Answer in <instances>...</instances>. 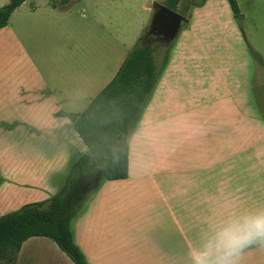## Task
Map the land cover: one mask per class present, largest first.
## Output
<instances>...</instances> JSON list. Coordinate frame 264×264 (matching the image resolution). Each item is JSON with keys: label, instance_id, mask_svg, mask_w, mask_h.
<instances>
[{"label": "rangeland", "instance_id": "374dc122", "mask_svg": "<svg viewBox=\"0 0 264 264\" xmlns=\"http://www.w3.org/2000/svg\"><path fill=\"white\" fill-rule=\"evenodd\" d=\"M66 1L68 2L55 0L54 3L57 7L64 8ZM201 1L182 0L176 12L188 17L189 23L181 28L169 46L143 40L153 15L152 3L164 4L165 0H69L65 10L56 14L53 23L55 31H47L36 47H27L41 72L47 76L48 70H54V59L59 52L61 64L71 59L72 66L76 64L81 67L95 58L100 59L101 54L104 55V61L110 59L112 64L125 58L142 37L143 43L152 49L157 67L162 69L163 58L168 51L167 63L148 96L139 119L129 130L131 177L119 184L101 180L98 189L90 192L84 203L88 204L96 197L99 188L103 186L141 187L140 192L125 190L119 196L126 207L123 216L125 225H122L126 251H131L132 245L143 252H149L153 246L165 247L168 244L165 239L169 236L174 240L180 238L183 230L181 221H187V217L191 250L200 248L203 241L197 242V236L203 237L201 233L205 231L208 237L215 217L224 220L246 213L252 211L251 206H255V200L264 201V0H236L242 18L231 12L227 0H207L203 4H197ZM69 36L72 47L66 46ZM75 45L76 55H70L74 52ZM52 52L54 59L51 65L49 56ZM218 77L221 80L216 84L214 81ZM247 90H250L253 112L239 110L238 114L230 115L219 110L220 100L224 106L231 108L233 105L229 97L238 95V99L242 100ZM95 91H87V95L96 96L98 91ZM83 104L82 99L78 98L73 110L81 113L85 108ZM226 117L231 118V122L226 121L220 125ZM183 119L188 124L183 123ZM147 124L149 130L146 128ZM150 136L158 137L163 150L170 152V158L182 160L179 165L185 169L183 175H176L172 180L175 186L184 191L183 195L181 192L179 195L174 194L173 215L165 207L149 179H132L140 156L143 172L153 170V180L165 191L166 164L160 162L158 154L147 146V137ZM224 138H232L238 144L244 138L248 144L246 154L251 158L248 164L254 166L248 170L251 173L249 179L254 185L258 183V186H263L261 191L245 195L239 192V180H234L231 184L226 180L220 194L219 178H215L212 165L216 151H221L219 141ZM37 149L41 150V146L36 143L27 146L31 153ZM222 153L223 151L220 152ZM203 156L206 158L205 163L211 164L208 170H203ZM242 164L237 162V166ZM242 170L243 168L237 167L234 171L237 174ZM3 174L8 176L4 171ZM222 176V180H225L224 173ZM41 180L45 192H50L49 197L58 192L59 189L51 185L50 178L43 176ZM168 183L171 184V180ZM2 184L4 183H0V186ZM22 195L24 194L18 193L19 198L25 197ZM2 196L0 194V218L18 211L32 199L5 201L1 199ZM105 197L112 201L118 195L109 193ZM181 197L184 199V212ZM46 199L48 198L44 197L42 201ZM247 206L248 210L244 209ZM175 218L179 220L178 227L174 224ZM133 221H136L138 231L135 232L136 241L131 244L128 238ZM185 229L187 227L184 226V231ZM52 245L53 247L40 248V253L33 251L34 254H28V264H68L62 262L60 250H57L55 244ZM27 251L25 244V252ZM238 264H264V246L254 244L246 248L241 253Z\"/></svg>", "mask_w": 264, "mask_h": 264}, {"label": "crops", "instance_id": "0c3cea01", "mask_svg": "<svg viewBox=\"0 0 264 264\" xmlns=\"http://www.w3.org/2000/svg\"><path fill=\"white\" fill-rule=\"evenodd\" d=\"M8 2L9 0H0V7ZM68 4L69 0L66 1L64 8H59L52 0H25L12 12L7 25L0 29V183H4L0 186V194L3 195L1 199L5 201L32 198L29 203H33L42 201L44 197L51 198L54 195L51 194L52 196L49 197L50 192H45L43 189L45 187L41 180L43 176L51 179V185L55 189H61L71 165L79 156L87 152V148L75 132L73 124L66 114L83 113L95 97L93 94L88 96L87 91L93 92L95 89V92L99 93L113 79L126 58L118 59L115 63L110 64V59L104 61V55L101 54L100 59L95 58L78 67L76 64L72 66L71 59L61 64L60 52L55 56V59L52 52L49 57L51 65L54 59V70H48V76L43 74L27 47L32 45L36 47L47 31L50 33L55 31L53 23L56 14L58 11L65 10ZM237 17L242 18L243 16L238 15ZM66 46L72 47L70 36ZM73 51L71 52L70 49L69 53L71 52L70 55L73 53L75 56L76 45ZM220 80L221 78L218 77L214 82L218 84ZM221 86H219L220 91ZM242 97V100L238 99V95L229 97L230 103L233 105L231 108L224 106L223 101L220 100L219 110L230 115L247 110L253 112L254 105L249 98L250 90L245 91ZM78 98L82 99L83 105H85L81 113H76L73 110ZM229 120L231 118L226 117L223 123L220 122V125ZM182 121L188 124L185 119ZM242 139L243 142L239 144L232 138H224L219 141L223 153L220 154V149L216 151L212 167L215 170V178H219L220 194H222L223 186L226 185V180L229 184L234 180H239V192L245 195L257 193L263 189L262 183L260 185L263 186H258V183L254 185L249 179L251 173L248 170L253 169L254 166L248 164L251 162V158L246 154L248 144L244 138ZM30 143L40 145L41 150L37 149L31 153L27 150ZM146 144L158 154L160 162L163 161L166 164L167 185L165 191L161 190L153 180V170L143 172L144 166L140 165V156L132 179L135 181L142 179L148 181L149 179L165 207L173 215L174 194L179 195L180 192L182 195L184 194L183 188L175 186L172 181L174 176L183 175L185 172L184 167L179 165L182 160L170 158V152L163 150L158 137H147ZM143 156L144 158H142L145 159L144 154ZM203 159L205 165L203 170L210 169L211 164L205 163L204 156ZM237 162L243 164L237 166ZM235 163L236 165H234ZM237 167L243 168V172L236 174L234 170H237ZM3 171L8 173V176H5ZM227 171H230V174L226 175ZM223 173L226 176L225 180H222ZM130 177L129 165L128 177L125 180ZM125 180L110 182L119 184ZM170 180L171 184L168 183ZM259 180L261 181V177ZM262 182L264 183V176ZM140 188V186L131 187L130 185L100 187L97 196L85 204L71 221L73 241L83 253L88 264H190L191 237L188 217L187 221L184 219L181 221L183 230L180 238L174 240L169 236L165 239L168 243L165 247L153 246L149 252H143L132 245L131 251L125 250L122 225H125L123 216L126 207L125 202H122L119 196L125 190L140 192L142 190ZM18 193L24 194L22 196L25 197L19 198ZM109 193L116 194L118 197L108 201L105 195ZM181 200L184 212L183 197ZM253 204L255 206H251L252 211L264 210V201L255 200ZM236 209L240 210L238 207ZM244 209L248 210V206ZM220 221L222 218L219 220L215 217L213 225ZM174 224L178 227L179 220L175 218ZM130 225L132 227L128 240L132 244L136 241L135 232L138 231V225L136 221ZM184 226L187 227L185 231ZM201 234L203 237L198 235L197 242L200 240L204 242L207 239L205 231ZM25 244L27 252H25ZM52 244L55 243L44 237L27 239L16 254L15 264H28L29 255L34 252L40 253V248L44 246L53 247ZM55 246L58 248L56 244ZM59 252H61L59 255L62 262L74 264L61 250Z\"/></svg>", "mask_w": 264, "mask_h": 264}, {"label": "trees", "instance_id": "16d2710c", "mask_svg": "<svg viewBox=\"0 0 264 264\" xmlns=\"http://www.w3.org/2000/svg\"><path fill=\"white\" fill-rule=\"evenodd\" d=\"M24 1L9 0L0 7V29L7 25L12 12ZM181 3L182 0H165L163 5L176 11ZM227 3L231 12L238 16L237 1L227 0ZM167 60L168 51L162 69L158 68L152 49L143 43L142 37L139 38L113 79L83 113L66 114L87 152L71 165L63 186L54 196L25 204L18 211L0 218L2 264H13L22 243L33 237L52 240L74 264H88L73 241L71 221L101 180L127 179L129 130L139 119Z\"/></svg>", "mask_w": 264, "mask_h": 264}, {"label": "clouds", "instance_id": "9594fccd", "mask_svg": "<svg viewBox=\"0 0 264 264\" xmlns=\"http://www.w3.org/2000/svg\"><path fill=\"white\" fill-rule=\"evenodd\" d=\"M264 246V210L225 218L212 226L200 248L191 250L192 264H238L248 247Z\"/></svg>", "mask_w": 264, "mask_h": 264}, {"label": "water", "instance_id": "95a60500", "mask_svg": "<svg viewBox=\"0 0 264 264\" xmlns=\"http://www.w3.org/2000/svg\"><path fill=\"white\" fill-rule=\"evenodd\" d=\"M153 15L144 41L154 39L169 46L181 28L189 23V18L158 2L152 3Z\"/></svg>", "mask_w": 264, "mask_h": 264}, {"label": "flooded vegetation", "instance_id": "af4514ba", "mask_svg": "<svg viewBox=\"0 0 264 264\" xmlns=\"http://www.w3.org/2000/svg\"><path fill=\"white\" fill-rule=\"evenodd\" d=\"M149 42H154V39H153V38H152V39H150V40H149Z\"/></svg>", "mask_w": 264, "mask_h": 264}]
</instances>
